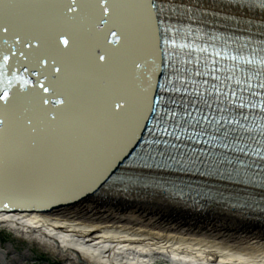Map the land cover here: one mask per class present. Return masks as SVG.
I'll list each match as a JSON object with an SVG mask.
<instances>
[{"label": "bare ground", "instance_id": "bare-ground-1", "mask_svg": "<svg viewBox=\"0 0 264 264\" xmlns=\"http://www.w3.org/2000/svg\"><path fill=\"white\" fill-rule=\"evenodd\" d=\"M77 4L69 13L70 0H0V94L9 93L0 102V230L25 245L17 251L7 241L3 251L0 241V264H32L31 248L65 264H264V190L257 196L252 187L231 185L245 182L235 174L194 197L195 187L138 167L168 69L163 25L183 14L212 31L264 23V0H108L107 15L98 0ZM239 35L218 32L216 43L237 50ZM175 56L196 83L187 84L184 108L194 99L193 110L214 112L211 85L220 80L196 70L197 58ZM226 138L232 148L233 137ZM247 138L259 140L256 160L264 136ZM160 139L161 150L173 143ZM184 141L179 137L181 147ZM158 182L182 190H162Z\"/></svg>", "mask_w": 264, "mask_h": 264}, {"label": "snow or ice", "instance_id": "snow-or-ice-1", "mask_svg": "<svg viewBox=\"0 0 264 264\" xmlns=\"http://www.w3.org/2000/svg\"><path fill=\"white\" fill-rule=\"evenodd\" d=\"M107 5H108V0H98V6L103 9V12H104L105 15H107L109 13V8L107 7ZM77 7H78L77 0H70V6L68 7L67 11L69 13L75 12L77 10ZM103 26H104V23L102 22L100 25L97 26V31H101L103 29ZM3 30L4 31H7L6 28L3 29ZM111 35L113 37H115L116 36V33L113 32V33H111ZM109 42L110 43H113V42L119 43V40L118 39L115 40V41L110 40ZM60 43L62 45H64L65 47H67L69 45V40L66 39V38L61 37ZM8 59H9V57L7 55H5L3 57V62L6 64L8 62ZM99 60L100 61H104L105 60V56L103 54H101L99 56ZM41 64H42V66L46 65L47 64V60H42L41 61ZM54 71L56 73H59L60 72V68L59 67H56L54 69ZM33 74H35V73H33ZM43 79L46 81L48 79V77L47 76H44ZM30 83H31V81H25V84H30ZM39 88H41L44 93H49V87H45V84L43 82H40L39 83ZM8 98H9V93L7 91H4L2 94H0V102L7 101ZM53 102L56 105H61V104L64 103V101L62 99H59V98L55 99ZM43 103L44 104H48L49 103V100L45 99V100H43ZM122 106L123 105L120 104V103H118L116 105L117 108H120ZM52 118L54 119L55 117L52 116ZM2 124H3V121L0 120V125H2Z\"/></svg>", "mask_w": 264, "mask_h": 264}, {"label": "rangeland", "instance_id": "rangeland-1", "mask_svg": "<svg viewBox=\"0 0 264 264\" xmlns=\"http://www.w3.org/2000/svg\"><path fill=\"white\" fill-rule=\"evenodd\" d=\"M245 16H247V17L250 16L251 17L253 15H251V14L247 15V14H245ZM240 219H242V218H240ZM242 221L246 222L245 219H242ZM0 241H1V248H2L3 251H5V248H4L5 245L4 244L7 241H12V242L14 241L13 242V246H14V249L17 250V251L23 250V247L25 246L23 244V242L14 240L12 238L11 234L8 231H4V230H0ZM31 250L34 253V256L33 257H36V259L32 262V264H65V263L61 262L59 259L51 258L50 256L46 255L41 250L38 251L35 248H31ZM27 262H29V261H27Z\"/></svg>", "mask_w": 264, "mask_h": 264}, {"label": "water", "instance_id": "water-1", "mask_svg": "<svg viewBox=\"0 0 264 264\" xmlns=\"http://www.w3.org/2000/svg\"><path fill=\"white\" fill-rule=\"evenodd\" d=\"M161 17H162V15H161ZM162 32H163V29L161 30V34H162ZM162 45H163V47L165 46L163 43H162ZM163 54H161V56H162ZM163 57L164 56H162V59H163ZM152 116H153V114H152ZM152 118V117H151ZM34 210H36V209H34Z\"/></svg>", "mask_w": 264, "mask_h": 264}]
</instances>
